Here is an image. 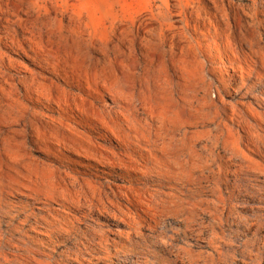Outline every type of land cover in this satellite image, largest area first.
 <instances>
[{
    "label": "rangeland",
    "instance_id": "1",
    "mask_svg": "<svg viewBox=\"0 0 264 264\" xmlns=\"http://www.w3.org/2000/svg\"><path fill=\"white\" fill-rule=\"evenodd\" d=\"M0 264H264V0H0Z\"/></svg>",
    "mask_w": 264,
    "mask_h": 264
}]
</instances>
